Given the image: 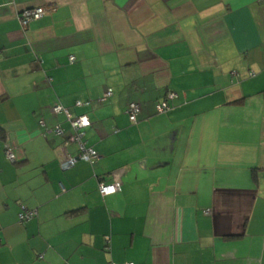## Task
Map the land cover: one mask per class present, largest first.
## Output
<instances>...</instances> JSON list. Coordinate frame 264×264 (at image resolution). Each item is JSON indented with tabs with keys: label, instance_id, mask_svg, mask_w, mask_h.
I'll return each instance as SVG.
<instances>
[{
	"label": "crops",
	"instance_id": "0c3cea01",
	"mask_svg": "<svg viewBox=\"0 0 264 264\" xmlns=\"http://www.w3.org/2000/svg\"><path fill=\"white\" fill-rule=\"evenodd\" d=\"M54 104L96 164L60 168ZM125 263L264 264V0H0V264Z\"/></svg>",
	"mask_w": 264,
	"mask_h": 264
},
{
	"label": "built area",
	"instance_id": "2783aa9c",
	"mask_svg": "<svg viewBox=\"0 0 264 264\" xmlns=\"http://www.w3.org/2000/svg\"><path fill=\"white\" fill-rule=\"evenodd\" d=\"M46 10L44 7H36V8H28L24 9L20 12L18 15L19 23L22 27H26L31 21H35L40 19L43 15H45ZM69 61L72 63L74 61V57L71 56L69 58ZM253 76V74H250ZM113 95L112 89L108 88L103 97L98 100V104H104L108 101V99ZM174 97L173 93L167 94L166 99L171 100ZM91 105L90 101L81 102L76 101L74 106L75 108H84L89 107ZM169 108L167 101L156 105V111L157 113H164ZM51 113L55 117H62L65 122L70 127V133L66 135L67 133L65 130L61 127L60 124H56L52 127L46 126V123L41 120L39 121V126L41 128V131L43 135L47 134H53L56 137L63 138V143L58 147L59 149V155L61 156L59 158V166L63 171H67L73 167L76 166L78 162H85L90 164L91 166L96 164L100 156L96 150H94L93 147H88L86 145L85 141V128L90 126V122L86 115H77L74 116L67 108L63 107L60 104H54L51 108ZM140 113V106L136 103H130L127 106L126 114L128 115L129 121L131 124L137 123V117ZM72 146L74 148L73 153H69L68 147ZM5 154L7 160L10 162L15 161L14 154L10 147H5ZM120 191V185L118 182H113L110 184H106L103 182H100L98 184V193L101 197H107L113 194H116ZM36 216L35 210H28L24 207L21 208L20 213L18 214V221L19 223H25ZM125 264H133V263H125Z\"/></svg>",
	"mask_w": 264,
	"mask_h": 264
},
{
	"label": "trees",
	"instance_id": "16d2710c",
	"mask_svg": "<svg viewBox=\"0 0 264 264\" xmlns=\"http://www.w3.org/2000/svg\"><path fill=\"white\" fill-rule=\"evenodd\" d=\"M166 97H167V96H166ZM165 100L167 101V104H168V106H169V102H168L169 100H167L166 98H165ZM165 100H164V101H165ZM164 101H162V102H164ZM162 102H160V103H162ZM160 103H159V104H160ZM169 109H170V106H169L168 110H169ZM168 110H167V111H168ZM156 112H157V111H156ZM165 112H166V111H165ZM165 112H164V113H165ZM159 114H162V113H159Z\"/></svg>",
	"mask_w": 264,
	"mask_h": 264
}]
</instances>
